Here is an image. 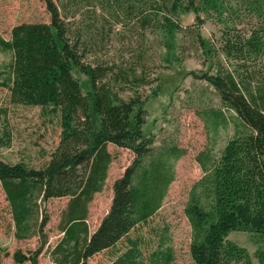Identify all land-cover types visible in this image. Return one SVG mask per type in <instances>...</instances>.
<instances>
[{
  "label": "trees",
  "instance_id": "obj_1",
  "mask_svg": "<svg viewBox=\"0 0 264 264\" xmlns=\"http://www.w3.org/2000/svg\"><path fill=\"white\" fill-rule=\"evenodd\" d=\"M105 1L124 6L122 13L135 15L144 28L151 22L146 15L152 8L151 17L161 14L160 28L166 31H180L171 19L180 14L193 13L199 24L200 14L249 19L245 32L226 27L217 49L195 31L200 49L215 69L202 78L238 123L217 159H207L208 165L199 160L203 175L191 188L184 215L191 229L189 255L194 264H253L246 249L226 237L230 232H245L264 246V0ZM44 3L49 24L22 23L11 29L8 41L0 36V51L12 55L8 77L0 88L7 89L11 104L50 107L58 114L61 130L56 148L40 169L0 159V186L17 233L26 236L39 213V201L66 198L58 224L62 238L51 251L54 264H86L94 255L116 249L123 240L124 250L116 252L111 264H171L172 251L162 248L163 239L145 255L146 241L137 230L160 209L173 181V162L184 152L175 147L155 149L153 137L142 130L146 123L143 101L137 96L121 99L104 80L109 69L84 65L80 38L73 42L68 36L53 0ZM220 55L231 62L232 69L223 65ZM72 67L88 78L87 94L72 76ZM6 116L7 111L0 108V151L11 141ZM108 145L129 150L134 159L113 183L109 210L89 234V204L101 192L114 160ZM47 222L45 216L37 227L40 248L30 257L15 253L16 263L37 264L46 244ZM132 232H136L133 238ZM254 257L257 264H264V249Z\"/></svg>",
  "mask_w": 264,
  "mask_h": 264
},
{
  "label": "rangeland",
  "instance_id": "obj_2",
  "mask_svg": "<svg viewBox=\"0 0 264 264\" xmlns=\"http://www.w3.org/2000/svg\"><path fill=\"white\" fill-rule=\"evenodd\" d=\"M53 2L68 36L73 42L80 38L84 65L109 69L104 80L110 82L121 99L137 96L143 101L146 123L142 130L153 137L155 149L175 147L184 152L173 162V181L160 209L137 231L146 241L145 255L163 239L162 248L172 251L171 264H194L189 255L191 229L184 209L192 186L203 175L199 160L207 164V159L208 162L217 159L238 123L236 115L221 104L215 90L202 78L206 73L214 74L215 69L210 67L200 49L195 31L217 49L226 27L245 32L250 27L249 19L245 15L237 18L226 13L221 18L215 14H200L199 24L193 13L180 14L171 17L180 27L179 32H174L160 28L162 15L156 13L157 16L151 17L152 8H148L146 15L151 22L144 28L135 15L122 13L124 6L118 8L113 2L109 5L110 1ZM22 23H50L44 0H0L1 38L8 41L11 29ZM220 57L223 65L232 69L231 62ZM11 59L9 51H0V82L8 77ZM71 73L82 93L87 94L90 91L88 78L74 67ZM0 108L7 111L5 125L11 139L9 147L1 149L0 159L12 165L23 163L29 168H42L59 142L58 114L51 112L50 107L11 104L5 87L0 88ZM108 151L114 160L101 192L95 194L89 204L86 222L89 234L109 210L113 183L134 159L132 152L126 149L108 145ZM67 202L66 198L39 201V213L30 222L26 236L21 238L0 186V264H18L13 259L15 253L30 257L40 248L37 227L45 216L48 218L43 229L46 244L37 257V264H54L51 251L62 238L58 224ZM135 235L136 232H132L130 237ZM226 241L246 249L253 264H257L255 253L264 249L256 236L245 232H230ZM124 247L123 240L116 249L96 254L86 264H111L118 255L116 252H122Z\"/></svg>",
  "mask_w": 264,
  "mask_h": 264
}]
</instances>
